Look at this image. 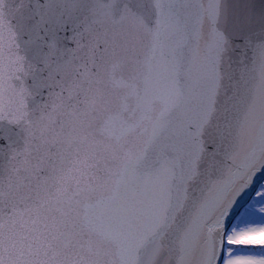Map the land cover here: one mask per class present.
Listing matches in <instances>:
<instances>
[{
  "label": "snow or ice",
  "instance_id": "6c2138e0",
  "mask_svg": "<svg viewBox=\"0 0 264 264\" xmlns=\"http://www.w3.org/2000/svg\"><path fill=\"white\" fill-rule=\"evenodd\" d=\"M0 264H264V0H0Z\"/></svg>",
  "mask_w": 264,
  "mask_h": 264
}]
</instances>
